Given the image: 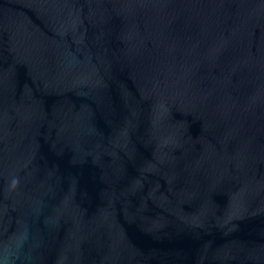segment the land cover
Here are the masks:
<instances>
[{
  "label": "water",
  "instance_id": "95a60500",
  "mask_svg": "<svg viewBox=\"0 0 264 264\" xmlns=\"http://www.w3.org/2000/svg\"><path fill=\"white\" fill-rule=\"evenodd\" d=\"M0 264H264V0H0Z\"/></svg>",
  "mask_w": 264,
  "mask_h": 264
}]
</instances>
